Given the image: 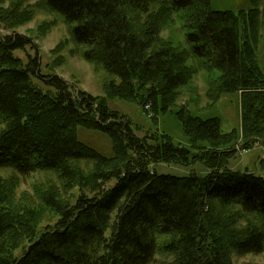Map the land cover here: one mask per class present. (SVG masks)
Instances as JSON below:
<instances>
[{
  "label": "trees",
  "instance_id": "1",
  "mask_svg": "<svg viewBox=\"0 0 264 264\" xmlns=\"http://www.w3.org/2000/svg\"><path fill=\"white\" fill-rule=\"evenodd\" d=\"M45 4L70 26L84 60L111 76L108 95L150 107L156 118L175 108L179 90L191 78L184 54L166 44L155 47L163 19L181 13L192 55L222 74L223 92L241 95L242 149L264 144V74L256 45L264 0H251L252 7L238 13L216 11L211 0ZM156 5L162 9L153 14ZM134 15L148 19L142 33L134 28ZM1 30L0 170L20 178L53 172L71 189L73 162L96 166L89 189L73 200L44 197L58 217L54 224L42 229L34 211L0 210V264H234V253L264 252V177L228 168L237 153L231 144L237 131L223 134L219 119L203 120L183 107L176 115L196 150L178 147L166 135L159 142L150 134L139 137L105 99L73 90L55 73L42 74L30 38ZM29 47L35 54L25 55V61L17 52ZM79 128L108 135L114 154L103 156L80 142ZM197 162L205 176L174 177L153 168ZM214 203L233 212L218 218ZM22 235L30 241L16 255Z\"/></svg>",
  "mask_w": 264,
  "mask_h": 264
},
{
  "label": "rangeland",
  "instance_id": "2",
  "mask_svg": "<svg viewBox=\"0 0 264 264\" xmlns=\"http://www.w3.org/2000/svg\"><path fill=\"white\" fill-rule=\"evenodd\" d=\"M211 6L216 11L238 13L239 10L250 9L252 4L251 0H211ZM161 9L160 5L154 6L153 14ZM132 22L134 28L141 33L148 26V19L145 16L134 15ZM183 24L181 13L164 18L155 47L166 44L175 47L179 54H184L187 62L185 66L190 71L191 78L179 90L180 96L175 108L167 114L160 113L156 118L150 107L143 109L136 102L123 101L108 95L111 76L100 65L84 60L83 50L75 44L70 26L65 24L59 14L49 10L45 0H0L1 31L7 32V29H9L8 32L17 31L30 38L35 48L37 45L42 62V74L47 76L49 73H55L66 80L73 90L81 89L105 99L112 110L118 111L130 120L139 137L150 134L153 138L156 136L157 142L166 135L171 137L178 147L197 149L192 139L185 135L183 126L177 118V111L183 107L193 116L203 120L219 119L223 134L238 132L234 142L231 143L237 149V153L229 161L228 168L236 172H249L264 177L262 163L264 144L256 142L250 150L242 149L245 142L242 136L241 95L223 92L221 90L222 74L209 70L203 61L192 55ZM259 34L258 44H256L257 58L264 74V25ZM35 50L29 47L25 53L17 52V55L27 61L25 55L33 56ZM78 139L103 156L111 157L114 154L111 138L102 132L79 128ZM72 165L76 172V183L71 189L65 188L59 176L53 172H37L29 177L20 178L11 170H0V210L6 209L13 214L34 211L39 227L42 229L49 224H54L58 217L46 207L44 197L55 194L60 200H73L83 189H89L90 177L96 166L95 163L85 160L75 161ZM153 168L159 174L174 177H188L191 174L205 176L207 173L200 162L188 167L175 163H162ZM212 208L218 218H226L227 214L233 212L230 209H222L218 203H214ZM215 215L213 218L217 219ZM253 221L258 224L255 218ZM243 224L247 226L245 222ZM29 241L23 235L18 236L16 238L18 248L14 253L22 254L23 247L27 246ZM232 259L234 264H264V252L260 255L234 253Z\"/></svg>",
  "mask_w": 264,
  "mask_h": 264
},
{
  "label": "crops",
  "instance_id": "3",
  "mask_svg": "<svg viewBox=\"0 0 264 264\" xmlns=\"http://www.w3.org/2000/svg\"><path fill=\"white\" fill-rule=\"evenodd\" d=\"M262 160H263V157H262Z\"/></svg>",
  "mask_w": 264,
  "mask_h": 264
}]
</instances>
